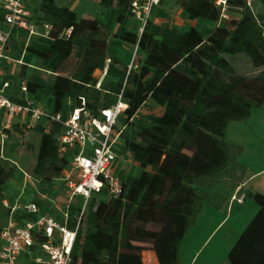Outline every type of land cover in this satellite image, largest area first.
Listing matches in <instances>:
<instances>
[{
  "label": "trees",
  "instance_id": "1",
  "mask_svg": "<svg viewBox=\"0 0 264 264\" xmlns=\"http://www.w3.org/2000/svg\"><path fill=\"white\" fill-rule=\"evenodd\" d=\"M133 1L101 0L118 9L112 32L105 20L79 18L74 9L42 0L41 20L50 23L51 30L11 54L18 59L25 50L55 75L48 82L37 71L26 73L23 65L20 76L27 80L30 94L52 95V110L64 118L82 104L81 97L97 117L119 95L128 104L116 126L123 129L118 152L130 153L142 172L138 176L118 172L123 183L119 197L104 188L92 196L83 214L81 197L68 207L69 226L76 227L80 220L70 264H144L146 250L155 252L159 264H185L181 245L204 204L224 207L246 178L247 168L240 160L244 147L228 138L229 123L245 121L254 108L264 106V0H251V5L249 0H228L225 11L234 16L228 24L221 23L223 9L215 0H176L190 19L216 23L207 35L197 25L183 29L151 18L142 31L141 25L131 29L130 20L136 18ZM3 16L0 8V21ZM85 34L91 36L87 44L79 41ZM107 36L138 47L132 68L109 46L103 38ZM77 46L98 59L82 75L72 76L64 66ZM237 55L247 56L260 72L238 73L231 62ZM108 60L107 73L101 77ZM142 107L147 110L141 113ZM61 131L60 123L47 132L41 125L24 139L26 153L35 158L31 171L43 193L49 194L73 157L59 152ZM14 175L15 168L0 161V192ZM170 178L175 180L172 194L166 192ZM245 197L254 199L259 209L227 261L264 264V194L250 190ZM33 201L40 209L46 205L38 198Z\"/></svg>",
  "mask_w": 264,
  "mask_h": 264
},
{
  "label": "built area",
  "instance_id": "2",
  "mask_svg": "<svg viewBox=\"0 0 264 264\" xmlns=\"http://www.w3.org/2000/svg\"><path fill=\"white\" fill-rule=\"evenodd\" d=\"M161 2L162 0L133 1L131 10L142 23L140 31ZM215 2L222 6L223 16H227L225 10L228 0ZM248 4L251 5V0ZM1 9L4 16L0 21V76L3 63L9 58V42L15 31L25 29L30 34L36 33L34 26L28 21L31 13L25 0H1ZM44 28L48 34L52 25L45 22ZM70 32L71 29L68 30ZM109 63L110 60L107 61L102 76L107 73ZM132 67L133 61L129 69ZM10 85V80L0 83V161L10 160L5 150L15 124L18 123L24 129H32L41 121H45L43 125L46 132L54 123L62 125V131L58 135L59 152L61 155L72 153L73 157L70 166L61 176L69 189L61 219L42 214L34 201L23 204L19 199L13 203L8 199L4 200L8 219L0 231V264H70L80 220L78 219L76 227L69 226L68 207L77 197H81L83 214L92 196L104 188L113 197H119L123 193V183L115 166L123 129L116 126L128 104L119 95L117 101L103 109L97 117L86 109V99L81 97L82 104L70 109L64 118L61 112L37 106L34 99L28 97L26 79L19 83L25 102H17L11 98L8 91ZM242 189L239 186L235 190L232 201L243 202L245 192L242 193ZM29 214H36V219L21 216Z\"/></svg>",
  "mask_w": 264,
  "mask_h": 264
},
{
  "label": "rangeland",
  "instance_id": "3",
  "mask_svg": "<svg viewBox=\"0 0 264 264\" xmlns=\"http://www.w3.org/2000/svg\"><path fill=\"white\" fill-rule=\"evenodd\" d=\"M58 4L60 5H69L74 9L79 17H82L84 14L85 9H89V4L91 2H88L87 0H74L71 2L70 0H57ZM104 13L100 14V18H105L106 24L110 26L111 28H115V22L110 21V19H107V11L109 8H105ZM38 11V10H37ZM227 16L221 17L222 24H228L230 20L234 17L229 12L226 13ZM151 19L155 22L161 23V22H170L173 25H176L178 27H181L183 29H186L191 24H195L199 26V28L203 31L205 35L208 34V32L215 26V24H205L209 20L206 18H197V19H190L185 12V10L176 3V0H167L164 2L161 6L158 5L154 8ZM211 22V21H209ZM129 27L135 28L137 25H141V21L131 19L129 23ZM112 30V29H111ZM114 30H112L113 32ZM89 37H91L88 34L81 35L80 42L83 44H87V40ZM98 38H101L100 35L97 36ZM105 38L109 46L112 47L110 42L113 40V37L107 36L103 37ZM116 51L118 52V55L121 56L124 60L129 61V65L133 61L134 57L139 55V52H137V48L132 46V49H125L122 48L119 44L115 47ZM98 57L93 58L90 57L89 54L84 51L83 48L77 46L75 50V54L65 62V71L72 75L77 76L78 74H83L85 71L87 65L89 63H96ZM231 62L235 66L236 70L240 74L245 75H256L260 72L261 68L256 67L252 64L251 60L245 56V55H237L231 58ZM34 68H30L29 73L33 71H37V73H40L48 82H52L55 78V75L50 71H44L42 69V61L38 59L37 57L34 59V64L32 65ZM100 72L97 70L95 72V75H99ZM103 77V76H101ZM34 102L37 106H40L42 108H46L48 110L53 109V96L48 94H36L33 95ZM147 110V107H142L141 113L145 112ZM254 112L252 116H250L245 121H240L243 125V127H249V128H258L262 133H264V106L260 108H254ZM156 113H160L159 109H154ZM252 118V119H251ZM251 119V120H250ZM263 122L261 126L259 125V122ZM244 123V124H243ZM261 127V128H260ZM238 133V131L236 132ZM33 134L32 130L25 129L22 131L20 135H16L14 138H12V146L8 147L6 146L5 153L10 158V160H1V162L7 166V167H13L15 168V175L14 177L8 181L3 186L2 192H0V230L2 227L6 224V221L8 219L7 214V208L4 205V200L9 199L14 202V199L18 198L21 203H26L31 201L35 196H37V193L41 192V187L39 186L37 177L34 176L32 173V168L35 163V158L31 155L27 154L25 151L26 142L24 139L27 136H30ZM251 134V133H250ZM250 134H242L238 135L239 139H241V143L245 146L253 145L251 140L254 138L252 136H249ZM264 136V134H262ZM264 140V139H263ZM241 143H238L242 145ZM243 146V145H242ZM250 148V147H249ZM249 151H253V148H250ZM250 156H253L252 153H250ZM115 166L117 168V172L120 174H132L135 176H138L142 172V168L133 160L130 153H119L116 161ZM30 175V177H28ZM173 181H175L173 178H170L166 192L172 194V185ZM55 184L58 185H64L65 182L57 179L55 181ZM235 192V191H234ZM234 192L231 193L229 200L226 204H229L232 202V196L234 195ZM64 186H58L56 188L54 185L49 191V196L51 197H60L62 199L64 197ZM246 197H244L245 201ZM237 201V200H236ZM211 205L209 203H205L203 210L198 216V219L196 223L191 226L189 229V232L185 236L182 245V257L185 260H188L189 257H191L193 254L198 252V263L197 264H208V263H218L223 260V258L228 255L229 251L231 250L232 246L235 244L237 239L231 244V247L229 251H227V246L229 245V238L224 237L223 234L226 231V226L222 228L219 232L218 230L210 237V239L204 244L205 238L210 234L215 227L216 220L219 218L218 214H215V217H212L211 211ZM48 206H45L44 209L47 210ZM214 208V207H213ZM217 209V208H214ZM58 212L55 214L57 215ZM212 218V219H211ZM250 222V221H249ZM247 223V225L249 224ZM230 224V223H229ZM246 225V226H247ZM244 230V229H243ZM218 232V233H217ZM224 238L223 241L220 242V239ZM231 239V238H230ZM233 240V238L231 239ZM231 242V241H230ZM2 244V239L0 238V245ZM226 253V254H225ZM143 261L144 264H159L158 258L154 251L152 250H146L143 252Z\"/></svg>",
  "mask_w": 264,
  "mask_h": 264
},
{
  "label": "crops",
  "instance_id": "4",
  "mask_svg": "<svg viewBox=\"0 0 264 264\" xmlns=\"http://www.w3.org/2000/svg\"><path fill=\"white\" fill-rule=\"evenodd\" d=\"M70 1L73 2L74 0H70ZM87 1L91 2L89 4L90 8L84 10V14L82 17H79V16L78 17L79 18H89V19L98 18L101 20H105V18H100L99 15L104 13L103 7L109 8V10L107 11V17H108L107 19H110V21L115 22V28H111L110 26L109 27L112 30H116L117 28L116 15H117L118 9L115 6L107 7L105 5H102L101 0H87ZM166 1L167 0H163L159 5L161 6ZM25 2L27 5V8L29 9L31 13L28 21L30 24L34 26L36 33L30 34L29 31L25 29H19L15 31V33L13 34L9 42V48H8L9 58L6 59L3 63V71L0 76V83H2L5 80L11 81L10 88L8 89L9 93L11 94V97H19V98H23L22 94L20 93V89H19V83H20V80H22L20 76L21 71L23 70L22 67L23 65H26L27 66L26 73H29L30 68L31 67L34 68L32 65L34 64V59L36 57L33 56L32 54H29L28 52H25V50H23L21 55H19L18 59L13 58L11 54L16 53L18 49L21 50L23 46H26L30 41L35 40L37 37L46 34V30L44 28L45 22L41 20L42 11L39 8L42 0H25ZM55 2L58 6H67V5L58 4L57 0H55ZM67 7L72 9V7H70L69 5ZM0 8H1V0H0ZM135 20L138 21L137 18H135ZM211 23L212 21L211 22L208 21L205 24L209 25ZM212 24H216V23L213 22ZM137 27H140V26L137 25ZM110 44L112 45V48L114 50H116L115 47L117 46V44H119L122 48H125L127 50L130 48L132 49V46H130L129 44L122 42L119 39H115V38H113ZM140 56L143 57L144 54L140 53ZM28 97L31 99H34L33 95L30 93L28 94ZM53 105H54V99H53ZM253 112L254 110L252 111V114ZM43 124H45V121H41L37 126H41ZM241 124L242 123H240V121H232L229 123L228 129H227L228 138L236 143H241L242 141L241 139L238 138L239 137L238 135H242V134L247 135L251 133L249 136L254 137L251 140L253 145H250L247 147L241 143L244 147V151L240 157V160L246 165V168H247L246 178H245V181L243 182V189L241 192L243 193L245 191L252 190V191H258L264 194V140H263L264 136L262 135L264 133H262L258 128H256V130L255 128L254 129L249 128V127L246 128V127H243V125ZM261 124H263L262 121L259 122L260 126ZM262 128L264 129L263 126ZM34 129L35 128H32L30 130H34ZM24 130L25 129L21 128V126H19L18 123L15 124L14 131L12 132L10 139L8 140L6 146L11 147L12 138H14L16 135H20L22 131ZM237 131L238 133H236ZM249 147L253 148L252 152L249 151L250 149ZM250 153H252L253 156H250ZM116 171H117V168H116ZM59 179L64 181L65 184L64 185L54 184V186L56 188H58V186H62V187L64 186V193H63L64 197L62 199H60L59 196L55 198L51 197L49 196L48 193H43L40 191L37 193V196L33 198V199L38 198L44 201L46 204L45 206H48L47 210H45L44 208L40 209L42 214L56 216L55 214L56 212H58L57 215H61L63 212L64 205L69 197V189H68L66 181L62 177ZM16 199H14V201ZM33 199L29 202H32ZM8 201L12 202L9 199ZM29 202H26V203H29ZM258 209H259V205L254 199L250 197H247L245 201L243 202H238L236 200H233L232 202H230L229 204H226L224 207L220 209H214L213 207H211L210 209L211 211H209L211 213L209 214H211L212 217H215V214H218L219 218L216 220V224L212 232L208 234V236L205 238L204 244L210 239V237L217 230L219 232L222 228L226 226V231L224 232L223 236L229 238V242H227L229 243V245L226 248L227 251H229L231 244L237 239L238 235L241 233V231H243L247 223L251 221V219L254 217ZM48 211H51L52 214L49 213ZM230 238L231 239L233 238V240H231ZM223 240L224 238L222 237V239H220V242ZM198 252L199 251H197L195 254L189 257L188 260L183 259L184 263L185 264H197L199 260ZM227 256L228 255L226 254L223 260L218 263L215 262V263H208V264H228Z\"/></svg>",
  "mask_w": 264,
  "mask_h": 264
}]
</instances>
